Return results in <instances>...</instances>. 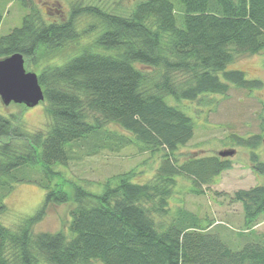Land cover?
Returning <instances> with one entry per match:
<instances>
[{
	"label": "trees",
	"instance_id": "1",
	"mask_svg": "<svg viewBox=\"0 0 264 264\" xmlns=\"http://www.w3.org/2000/svg\"><path fill=\"white\" fill-rule=\"evenodd\" d=\"M9 1L30 12L0 37V60L19 52L25 66L36 69L51 124L29 131L18 116L0 114V216L16 184L46 190L42 207L17 229L0 220V264H264V234L251 227L264 215V186L233 196L248 227L240 249L184 208L167 220L179 177L189 178L192 192L200 194L232 165L215 156L181 162L177 152L193 139L195 123L166 100L224 96L231 85L248 91L261 86L227 68L237 57L264 52V0H142L128 16L75 3L62 22H47L34 0ZM83 18L92 21L80 31ZM82 36L89 42L80 55L48 62ZM133 138L140 150L161 154L149 181L134 182L136 173L129 171L99 183L101 193L73 185L72 198L51 184L63 175L56 166L68 168L105 150L118 153ZM235 139L251 149L259 144L255 136ZM71 200L70 236L32 232L50 205Z\"/></svg>",
	"mask_w": 264,
	"mask_h": 264
},
{
	"label": "rangeland",
	"instance_id": "2",
	"mask_svg": "<svg viewBox=\"0 0 264 264\" xmlns=\"http://www.w3.org/2000/svg\"><path fill=\"white\" fill-rule=\"evenodd\" d=\"M140 1L142 0H34L47 22L66 21L75 3L98 6L105 12L128 16ZM0 5L3 10V21L0 25L2 37L12 29L20 27L30 10L19 1L0 0ZM91 21V18L81 19L79 30H86ZM87 42L89 37L82 36L78 42L68 43L55 56H51L48 62L69 61L82 53ZM26 69L36 71L29 65ZM227 70L243 71L248 79L260 80L261 86L248 91L231 85L227 95H208L195 101L178 102L172 96L166 98L169 104L178 106L192 117L195 123L193 139L177 152L180 161L215 156L229 160L232 165L214 184L205 185L204 192L200 194L192 192V182L189 178L179 177L175 193L170 199L171 211L167 220L171 219L170 216L179 208H184L198 215L202 224H213L210 232L219 233L224 243L237 250L247 239L248 227L245 224L242 204L233 201V196L240 190L264 186V173L259 169L264 170V52L237 57ZM46 106L44 101L33 108L15 103L5 105L0 98V114L7 117L13 114L18 116L29 131L49 129L51 120L46 113ZM235 136H255L259 138V144L255 149L240 146ZM135 143L137 141L134 139L133 145L118 153L105 150L95 156L84 157L72 162L68 168L56 166L63 175L53 179L51 184L62 185L72 198L73 185H82L92 192L101 193L103 186L99 183L129 171L136 173L134 182L145 183L153 178L160 166L161 154L142 151ZM227 151L233 152V155L220 156V153ZM34 177L39 179L40 174L35 172ZM45 195L46 190L38 183L16 184L4 200L7 210L0 216L1 222L11 229H17L24 220L36 215L44 204ZM74 206L73 200L61 205H50L46 216L33 226L32 232H64L70 236V211ZM251 227L253 232L264 234V215ZM240 232H244L245 237H242ZM90 264L103 263L93 261Z\"/></svg>",
	"mask_w": 264,
	"mask_h": 264
},
{
	"label": "water",
	"instance_id": "3",
	"mask_svg": "<svg viewBox=\"0 0 264 264\" xmlns=\"http://www.w3.org/2000/svg\"><path fill=\"white\" fill-rule=\"evenodd\" d=\"M0 98L5 105L15 103L28 108L45 100L38 74L27 71L25 58L19 52L0 60ZM231 155L233 152L220 153L222 157Z\"/></svg>",
	"mask_w": 264,
	"mask_h": 264
}]
</instances>
